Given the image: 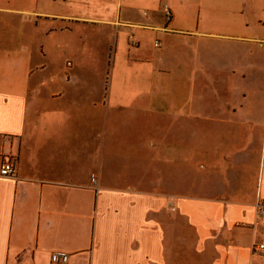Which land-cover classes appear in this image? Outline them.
<instances>
[{
	"label": "crops",
	"instance_id": "1",
	"mask_svg": "<svg viewBox=\"0 0 264 264\" xmlns=\"http://www.w3.org/2000/svg\"><path fill=\"white\" fill-rule=\"evenodd\" d=\"M5 157L0 264H264V0H0Z\"/></svg>",
	"mask_w": 264,
	"mask_h": 264
},
{
	"label": "built area",
	"instance_id": "2",
	"mask_svg": "<svg viewBox=\"0 0 264 264\" xmlns=\"http://www.w3.org/2000/svg\"><path fill=\"white\" fill-rule=\"evenodd\" d=\"M70 62L68 66H70ZM0 175L2 177L13 178L16 176L14 162L11 158L5 157L0 168ZM91 186L96 190L99 189V179L97 174L91 175ZM258 215L264 220V200L259 201L256 205ZM258 250H264V244L256 247ZM69 254L63 251H54L51 253V264H67L69 262Z\"/></svg>",
	"mask_w": 264,
	"mask_h": 264
},
{
	"label": "rangeland",
	"instance_id": "3",
	"mask_svg": "<svg viewBox=\"0 0 264 264\" xmlns=\"http://www.w3.org/2000/svg\"><path fill=\"white\" fill-rule=\"evenodd\" d=\"M105 69H106V67H105ZM109 74H110V70H109ZM132 165L135 167L136 166V163H132ZM143 165H145V164H143ZM137 169H139L141 171L140 165L138 166V168H135V170H137ZM143 170H145V168H143ZM140 173H142V172L131 173L130 174L131 176L127 179L128 180V183L129 184H134L137 187L138 186L145 187L147 185V182L150 181L151 179H148V178H145V177H139V176H135L134 175V174H139L140 175ZM177 188H179V187H177ZM177 188H176V190H178ZM179 191L180 192H183V188H181Z\"/></svg>",
	"mask_w": 264,
	"mask_h": 264
}]
</instances>
